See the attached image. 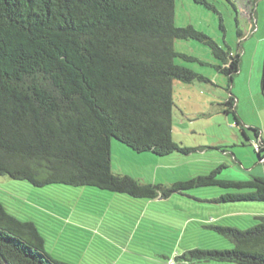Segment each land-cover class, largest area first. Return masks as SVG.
Returning <instances> with one entry per match:
<instances>
[{"label":"trees","instance_id":"1","mask_svg":"<svg viewBox=\"0 0 264 264\" xmlns=\"http://www.w3.org/2000/svg\"><path fill=\"white\" fill-rule=\"evenodd\" d=\"M193 1L208 6L207 0ZM226 1L237 13L233 0ZM257 1L251 0L252 11ZM174 8L175 0H0V176L37 188H95L147 203L218 186L237 192L222 194L216 204L264 203V176L222 180L216 169L167 187L112 171L113 140L162 157L190 153L172 137L173 84L210 81L176 64L178 58H194L177 52L175 40H197L211 49L218 62L212 67L228 77L225 113L233 110L240 125L231 90L241 68L240 52L224 51L192 26L176 27ZM261 94L264 99V66ZM249 130L259 139L255 151L262 163L260 130ZM241 131L249 143L247 132ZM105 217L79 223V229L90 240H105ZM62 219L71 220L70 215ZM140 219L138 215L137 222ZM253 222L247 229L211 226L232 242V249H195L175 258L187 263L264 264V216H255ZM134 232L126 231L120 239V232L106 237L111 243L127 242L126 247ZM45 243L34 222L18 219L0 202V264H73L48 254ZM154 256L172 261L164 250L149 259L160 262Z\"/></svg>","mask_w":264,"mask_h":264},{"label":"rangeland","instance_id":"2","mask_svg":"<svg viewBox=\"0 0 264 264\" xmlns=\"http://www.w3.org/2000/svg\"><path fill=\"white\" fill-rule=\"evenodd\" d=\"M233 2L237 13L226 0H207L208 6L193 0H175L174 13L176 27L192 26L212 38L224 51L240 52L241 68L231 89L240 125L235 124L233 110L225 113L229 108L225 105L230 96L228 77L212 67L218 62L211 49L197 40H175L177 52L194 58H178L176 64L210 81L173 84L172 137L179 148L190 153L174 152L162 157L152 152H136L113 140L114 173L130 176L140 183L167 187L209 175L216 169L220 170L218 177L222 180L261 176L259 169L264 165L257 164L254 148L257 143H248L241 129L252 139L255 134L250 127L264 133L261 94L264 0H258L253 11L251 0ZM253 13L254 17H250ZM226 192L237 191L218 186L194 188L166 200L147 203L95 188L65 185L37 188L27 181L0 176V202L6 210L22 221L34 222L46 240V252L73 264H85L83 260L92 259L96 262L116 259V264H235L215 260L187 263L175 258L195 249H232V242L211 226L223 223L247 229L255 224V216H264V203L216 204L214 201ZM68 215L71 220L65 222L62 218ZM101 215H106L102 227L106 239L90 240L89 234L79 229V223L92 224ZM138 215L142 221L137 222ZM115 230L121 233L119 239L124 232L134 230L133 241L126 247L127 242L111 243L106 236H116ZM160 250L172 261L167 263L154 256L160 262H150L153 253Z\"/></svg>","mask_w":264,"mask_h":264},{"label":"crops","instance_id":"3","mask_svg":"<svg viewBox=\"0 0 264 264\" xmlns=\"http://www.w3.org/2000/svg\"><path fill=\"white\" fill-rule=\"evenodd\" d=\"M250 6H251V8H252V5H251V4H250ZM253 15H254V13H253ZM253 15L251 14L250 17H252ZM259 130H260V129H259ZM254 134H255V133H254ZM247 135H248V134H247ZM260 137L262 138V140H263V142H264V133L261 132V130H260ZM248 138H249V143H250V144L253 143V145L256 143V141H259V139H257L256 136H255L254 139H252L250 136H248ZM254 148H255V146H254ZM263 149H264V144H263ZM257 164H261V165L263 164V165H264V163H261V162H259V163H257ZM263 167H264V166H260L261 169H259L261 176H264V173H263V172H264ZM258 175H259V174H258ZM250 213H252V212H250Z\"/></svg>","mask_w":264,"mask_h":264},{"label":"built area","instance_id":"4","mask_svg":"<svg viewBox=\"0 0 264 264\" xmlns=\"http://www.w3.org/2000/svg\"><path fill=\"white\" fill-rule=\"evenodd\" d=\"M256 143H257V142H256ZM256 143H255V144H256ZM255 147H256V148H258V143L256 144V146H255ZM263 161H264V160H263Z\"/></svg>","mask_w":264,"mask_h":264}]
</instances>
